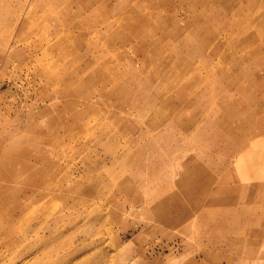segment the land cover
<instances>
[{"label": "rangeland", "instance_id": "374dc122", "mask_svg": "<svg viewBox=\"0 0 264 264\" xmlns=\"http://www.w3.org/2000/svg\"><path fill=\"white\" fill-rule=\"evenodd\" d=\"M263 6L0 0V264H264Z\"/></svg>", "mask_w": 264, "mask_h": 264}, {"label": "bare ground", "instance_id": "6f19581e", "mask_svg": "<svg viewBox=\"0 0 264 264\" xmlns=\"http://www.w3.org/2000/svg\"><path fill=\"white\" fill-rule=\"evenodd\" d=\"M256 3H257V0H256ZM257 6H258V5H257ZM263 8H264V6L262 7V9H263ZM256 100H257V101H261L262 104H264V99H262V100H261V99L258 100V98H257ZM254 118H255V117H254ZM250 121H251V122H255V121L253 120V118H250ZM259 130H261V129H259ZM245 145H246V143H243V144H242L243 147H245ZM254 150H255V149L252 148V149L249 150V152H246L244 155L253 154V153H254V152H253ZM186 178H188V177L186 176ZM2 195L4 196V194H2ZM2 195L0 196V198L2 197Z\"/></svg>", "mask_w": 264, "mask_h": 264}, {"label": "crops", "instance_id": "0c3cea01", "mask_svg": "<svg viewBox=\"0 0 264 264\" xmlns=\"http://www.w3.org/2000/svg\"><path fill=\"white\" fill-rule=\"evenodd\" d=\"M182 182H184V181L182 180Z\"/></svg>", "mask_w": 264, "mask_h": 264}]
</instances>
